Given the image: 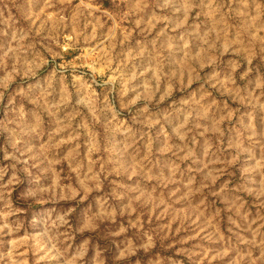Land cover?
<instances>
[{
	"label": "rangeland",
	"instance_id": "obj_1",
	"mask_svg": "<svg viewBox=\"0 0 264 264\" xmlns=\"http://www.w3.org/2000/svg\"><path fill=\"white\" fill-rule=\"evenodd\" d=\"M261 17L0 0V264H264Z\"/></svg>",
	"mask_w": 264,
	"mask_h": 264
},
{
	"label": "crops",
	"instance_id": "obj_2",
	"mask_svg": "<svg viewBox=\"0 0 264 264\" xmlns=\"http://www.w3.org/2000/svg\"><path fill=\"white\" fill-rule=\"evenodd\" d=\"M257 1V0H256ZM260 2H264V0H260ZM262 16V15H261ZM261 24H260V32L264 31V19L263 17H261ZM257 30L259 31V26H257ZM258 42H256V47L259 49H263L264 48V43H262V38L258 37ZM256 63V67H255V71L257 74H259V72L262 73V75L258 76L259 79L261 78V80L264 78V58L261 59V63L257 62L255 60ZM263 76V77H262ZM261 92V91H260ZM244 125V132L242 133V141L240 142V144L243 145H248V153L249 156H246L245 158L248 159H256L255 157H253V155H255L258 151L257 150V146L259 145V141L261 138H264V133L261 131V126L259 125L258 127L254 124H250V123H246L243 122ZM239 142V140H238ZM237 142V144H238ZM254 148L255 151H251V149ZM240 150L244 151V149L240 148Z\"/></svg>",
	"mask_w": 264,
	"mask_h": 264
}]
</instances>
